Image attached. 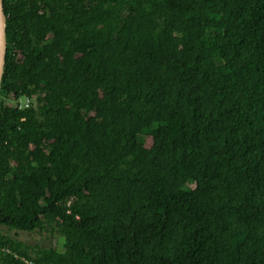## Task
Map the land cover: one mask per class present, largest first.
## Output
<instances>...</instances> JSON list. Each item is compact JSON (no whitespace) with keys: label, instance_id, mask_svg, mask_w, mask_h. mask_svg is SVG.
Instances as JSON below:
<instances>
[{"label":"trees","instance_id":"1","mask_svg":"<svg viewBox=\"0 0 264 264\" xmlns=\"http://www.w3.org/2000/svg\"><path fill=\"white\" fill-rule=\"evenodd\" d=\"M2 1L0 264H264V0Z\"/></svg>","mask_w":264,"mask_h":264},{"label":"rangeland","instance_id":"2","mask_svg":"<svg viewBox=\"0 0 264 264\" xmlns=\"http://www.w3.org/2000/svg\"><path fill=\"white\" fill-rule=\"evenodd\" d=\"M31 104H34V101L31 100ZM39 115V113H37ZM5 228V227H4ZM7 229V228H5ZM3 230L4 233L12 236L17 237L21 240L26 241L29 244L36 245L39 244L44 247H53L57 250L64 249V236H62L58 232H53L51 230L44 231V232H22V231H8Z\"/></svg>","mask_w":264,"mask_h":264},{"label":"water","instance_id":"3","mask_svg":"<svg viewBox=\"0 0 264 264\" xmlns=\"http://www.w3.org/2000/svg\"><path fill=\"white\" fill-rule=\"evenodd\" d=\"M6 16L4 12L3 1L0 0V82L3 73V66L5 63L6 52V35H5Z\"/></svg>","mask_w":264,"mask_h":264},{"label":"built area","instance_id":"4","mask_svg":"<svg viewBox=\"0 0 264 264\" xmlns=\"http://www.w3.org/2000/svg\"><path fill=\"white\" fill-rule=\"evenodd\" d=\"M22 104V103H21ZM27 105H28V103H27ZM30 264H32V263H30Z\"/></svg>","mask_w":264,"mask_h":264}]
</instances>
